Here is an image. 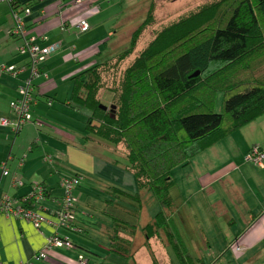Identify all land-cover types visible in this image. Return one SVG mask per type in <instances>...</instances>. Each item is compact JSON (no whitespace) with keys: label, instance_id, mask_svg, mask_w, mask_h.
I'll list each match as a JSON object with an SVG mask.
<instances>
[{"label":"crops","instance_id":"obj_1","mask_svg":"<svg viewBox=\"0 0 264 264\" xmlns=\"http://www.w3.org/2000/svg\"><path fill=\"white\" fill-rule=\"evenodd\" d=\"M14 2L19 8L29 4L24 16L27 36L58 47L40 64L41 73L33 80L35 103L30 110L41 125L27 123L18 131L0 125V165L5 161L8 170L3 175L0 166V199L8 195L21 204L41 186L42 199L32 201L30 207L54 221L63 195L60 178L80 176L73 189L76 203L71 221L78 231L47 221L37 229L28 220L0 212V264H83L79 255L84 264H119L111 257L115 255L122 264H180L164 233L146 227L159 210L158 205L152 214L146 213L152 193L138 188L125 161L94 152L105 146L125 159L124 147L119 144L115 149L88 135V110L70 100L76 75L119 51L135 25L124 19L119 22L116 0ZM10 12L11 3L0 0V64L16 70L15 75L0 74V117L14 120L9 103L18 98L28 68L26 55L17 49L21 39L10 34ZM81 20L88 24L85 31L76 27ZM253 146L264 150V113L174 168L177 175L169 189L174 223L193 264H264V166L245 160ZM56 232L69 236L74 247L58 248L35 260L33 255Z\"/></svg>","mask_w":264,"mask_h":264},{"label":"trees","instance_id":"obj_2","mask_svg":"<svg viewBox=\"0 0 264 264\" xmlns=\"http://www.w3.org/2000/svg\"><path fill=\"white\" fill-rule=\"evenodd\" d=\"M154 8L152 0L127 47L76 75L70 100L88 110V135L124 147L125 167L157 201L146 227L164 233L180 264H193L174 223L172 170L264 113V0L205 3L140 45ZM124 60L130 61L118 87L109 89L113 103L107 106L100 100L107 89L102 72ZM214 89L223 93L221 112L205 104Z\"/></svg>","mask_w":264,"mask_h":264},{"label":"built area","instance_id":"obj_3","mask_svg":"<svg viewBox=\"0 0 264 264\" xmlns=\"http://www.w3.org/2000/svg\"><path fill=\"white\" fill-rule=\"evenodd\" d=\"M11 3V17L12 27L10 34L14 37L21 39V43L18 46V51L24 53L27 57L28 75L23 80V83L18 87V98L10 101L9 106L15 115L14 120H10L6 117H0V125L11 126L13 130L18 131L27 123H33L35 125H41L38 119L32 117L31 106L35 103L34 90L35 86L33 80L41 73L40 64L43 63L45 58L54 52L58 44L41 45L35 41L32 36H27L24 16L28 13V8H15L13 6V0H6ZM76 27L80 31H85L88 28V24L85 20H81L76 23ZM65 25L62 24L61 29H64ZM8 73L15 75L16 70L13 65L0 64V74ZM50 104V102H49ZM49 159V156L46 157ZM245 160L256 167L264 166V150L258 146H253L247 155ZM6 162L1 163L2 174L7 175L8 170L6 168ZM80 176H62L59 180V186L62 188L63 195L61 197L60 208L55 212L56 219L48 220L38 210L31 208L28 202L38 203L43 195L44 188L37 186L34 191L22 199L21 204H15V199H12L8 195H4L0 199V212L7 216H15L30 221L37 229L40 228L42 222L47 221L54 224L56 227L70 229L72 231H78V229L72 226L71 221L74 219V209L76 199L73 195V189L79 184ZM73 242L67 235L53 233L49 235L43 246L37 251L33 258L35 260L44 259L48 254L58 248H73ZM240 250V248H238ZM81 263H85L83 256H78ZM19 264H33L31 261L20 262Z\"/></svg>","mask_w":264,"mask_h":264},{"label":"rangeland","instance_id":"obj_4","mask_svg":"<svg viewBox=\"0 0 264 264\" xmlns=\"http://www.w3.org/2000/svg\"><path fill=\"white\" fill-rule=\"evenodd\" d=\"M216 0H155V8H154V20L153 23L148 25L144 32H142V36L139 40V44L143 45L146 41H149L152 39L154 34L162 28L164 25L171 23L178 18L184 17L190 13H193L198 10L199 7H201L203 4L208 2H213ZM238 1V0H236ZM152 0H116V4H120L119 8V15L121 18L119 19V22H122V20L131 21L133 25H135V28L137 25H139L146 17L148 10L150 8ZM225 10V9H224ZM116 26L113 27V31H116ZM121 43V41H120ZM138 44V45H139ZM128 43L124 45L123 41L121 46L122 48L119 49V51H122L125 47H127ZM117 51V52H119ZM116 53V52H115ZM106 54V52H105ZM104 59V58H103ZM102 59V60H103ZM130 61V60H128ZM128 61L124 60L119 63H111L109 67L105 69L104 72H102V83L103 86L107 89L104 90L100 100L103 104L109 106L112 102L111 96L112 93L109 89H113L115 87H118L120 80H121V73L123 69L126 67ZM222 91L219 89H214L213 92H211L210 100L205 103L208 108H210L213 111L221 112L222 111ZM209 98V96H207ZM203 102V101H202ZM196 105H199V103H196ZM122 146V145H121ZM91 150V149H90ZM100 152L104 153L103 155L112 158L111 155L118 161H125V159L122 158L121 155L116 154L115 152H112L110 150H107L106 147H99L98 150L95 149L94 152ZM173 177L177 175V170H173L172 172ZM176 187H173L171 189V195L173 198H176ZM149 193V192H148ZM150 198L152 201H148L146 203V213L152 214V210L158 209V204L154 202V198L149 193ZM147 196V195H146ZM152 206H154V209H152ZM153 211V212H154ZM174 250L171 249V254ZM174 254V253H173ZM113 257V260L118 261L119 264H122L123 259L118 256H111ZM173 259H175V256H172ZM177 257V256H176ZM102 260H104V254L100 257ZM112 259V258H110Z\"/></svg>","mask_w":264,"mask_h":264},{"label":"water","instance_id":"obj_5","mask_svg":"<svg viewBox=\"0 0 264 264\" xmlns=\"http://www.w3.org/2000/svg\"><path fill=\"white\" fill-rule=\"evenodd\" d=\"M197 74H198V71H195L191 76H195ZM101 107L104 108V109L106 108V106H104V105H101ZM111 107L113 108L114 106L111 105Z\"/></svg>","mask_w":264,"mask_h":264}]
</instances>
